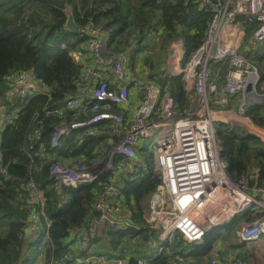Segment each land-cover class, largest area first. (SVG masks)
<instances>
[{"label":"trees","instance_id":"trees-1","mask_svg":"<svg viewBox=\"0 0 264 264\" xmlns=\"http://www.w3.org/2000/svg\"><path fill=\"white\" fill-rule=\"evenodd\" d=\"M65 7L71 10L79 29L76 34L64 27ZM211 14L212 8L201 6L197 0H0V108L5 118L0 128V151L1 164L7 170L5 176H0V264H82L77 263L78 258L91 248L107 258L128 254L143 257L147 253L143 246L149 250L155 246L152 258L144 256L145 264H210L218 240L224 238L231 243L236 224L251 219L249 211L227 227L209 232L200 243L188 244L176 236L167 252H157L142 203L160 179L145 154L147 168L118 185L119 201L115 204L126 224L107 228L83 250L76 235L96 217L95 203L111 176L103 174L90 184L63 193L49 176L54 162L96 159L104 152V137L110 133L109 122L103 121L61 139L55 149L50 146L54 126L89 116L75 117L64 108L82 75V65L76 63L73 53L84 52L90 39L88 30L106 37V51L121 57L126 68L132 69L137 60L142 63L150 71L148 82L159 87L162 94L172 96L183 112L188 105L184 83L180 75L159 72L163 67L162 51L168 42L179 40L183 48L180 64L184 66L202 44ZM244 28L250 38L253 27ZM253 59L260 69V90L264 88V49ZM18 73L33 74L43 91L7 99L10 84L5 78ZM15 108L17 114L9 116ZM59 108L64 112L62 117L53 114ZM246 116L264 129V104H253ZM33 129L38 132L32 137ZM215 139L228 177L233 182L244 178L250 190L264 189V146L237 124H217ZM29 186L42 192V210L32 202ZM35 220H41V225L35 226L28 238V228Z\"/></svg>","mask_w":264,"mask_h":264},{"label":"built area","instance_id":"built-area-1","mask_svg":"<svg viewBox=\"0 0 264 264\" xmlns=\"http://www.w3.org/2000/svg\"><path fill=\"white\" fill-rule=\"evenodd\" d=\"M202 6L212 8L204 40L178 73L188 100L183 112L172 96L162 94L159 87L149 82L139 86L140 101L130 121L122 113L112 111L113 107H126L129 103L126 73L122 60L106 51V37L88 30L90 39L86 45L95 66L82 65L77 90L66 100L64 108L75 117L87 113L89 116L54 126L50 146L55 149L61 139L103 121L109 122L114 142L96 159L76 163L57 161L49 170L55 186L66 190L90 184L103 174L111 176L95 203L96 217L76 235L82 246H87L107 228L126 224L115 204L119 201L115 178L124 181L128 178L127 172L131 176L142 173L145 168L135 166L125 171L123 164L129 165L126 162L135 160L139 148L149 146L153 173L160 181L148 196L149 207L144 217L158 253L167 252V246L176 236L188 244L200 243L209 232L227 226L246 211L252 217L242 221L237 229L239 241L258 244L264 237V189L250 190L244 178L233 182L228 177L227 165L219 158L215 139L217 124L236 123L264 146V129L254 124L246 116L248 109L245 110L248 100L264 98V88L258 90L260 74L256 65L240 54L246 38L245 25L253 26L255 41H264V0H214V4L202 0ZM240 15L242 21L238 20ZM106 68L112 73L111 85L102 74ZM5 81L24 98L35 94L34 85L38 83L31 73L8 74ZM222 93L228 98L241 97L236 113L230 110L232 105L228 109L221 107ZM53 114L62 117L64 112L59 108ZM37 132L33 129L32 137ZM118 158L120 162H116ZM1 163L0 151V176H5L7 170ZM28 193L42 210V192L29 186ZM60 200L66 202L64 196ZM42 239L47 240L44 231ZM85 252L78 258L79 263L129 264L128 256L111 259ZM175 259L182 262L177 256ZM135 260L134 264H145L144 259ZM227 264L245 263L237 256Z\"/></svg>","mask_w":264,"mask_h":264},{"label":"crops","instance_id":"crops-1","mask_svg":"<svg viewBox=\"0 0 264 264\" xmlns=\"http://www.w3.org/2000/svg\"><path fill=\"white\" fill-rule=\"evenodd\" d=\"M197 1H199L200 5L202 6V0H197ZM249 27H253V26H249ZM240 48H241L240 54L243 55L248 61L255 64L260 74L259 66L253 62L255 61L253 58L255 55H259L260 53L263 52L264 41L257 42L252 38V36L250 38L246 37ZM88 51L89 50L86 45V47H84V52L83 53H77V52L73 53V58L75 59V61L79 62L81 65L88 64L90 66H95V64L91 62L90 60ZM162 52H163V63H162L163 67L160 68L159 72H162L163 74H166V75L178 76L179 70L182 67L180 64L182 57H183L182 43L179 40H172L164 46ZM137 61L133 62L132 69L126 68V66L124 65V62H122L125 67L124 69L126 71V83L125 84L127 85L129 92H130L129 103L126 107H113L114 112L122 113L126 121H130L133 118L136 107L139 104L140 84L148 83L149 76H150V71H148V69L142 63L137 62ZM102 74L111 85L113 83V77H112L111 71L108 68H106L102 70ZM34 89H35V94L43 91V88L39 86L38 83L34 85ZM13 95H17V92L15 89L11 88L10 86V89H8L7 94H6V98L11 99ZM240 99L241 97L239 95L228 98L224 93H222L219 97V100L221 101V107L228 109V107L232 105L230 110L233 113L237 112ZM252 105H253V102L251 100H248L246 104V107H248L247 109H249ZM17 112H18V109L15 108L11 111L9 116H15ZM4 120H5L4 110L0 108V128L4 124ZM113 142H114V139L111 133L108 132L106 136L104 137V143L102 144L103 150L105 151L109 149ZM141 150L143 153L140 154V152L138 151H141ZM137 152H138V155L135 158V160H133V163L131 165L123 164L126 168L125 171L128 169H132L135 166L138 167L139 169L147 168V162L144 156L140 157V155H143V154L147 155L148 151L146 150V148H139ZM120 161L121 160L117 162H120ZM129 166H131L132 168L131 167L129 168ZM128 176H131V173L127 172L126 177ZM115 179L117 181V185L120 186V184H123V181H121L119 178H115ZM238 223L240 226L242 221ZM38 225L39 226L41 225V220L38 222L35 220L32 227L28 228V231H27V233L29 234L28 238L32 237V234ZM237 229L238 228L234 229V232L237 231ZM101 234H103V232H100L98 234V237ZM225 237L229 239L227 234L225 235ZM80 247L83 248L85 246H82L80 244ZM143 249L144 251L147 252L145 255H150L151 258L154 256L155 246H153L151 250H149L147 246H143ZM144 256L142 257L136 254L134 255L128 254V258L133 257L135 259L136 258L144 259ZM237 256L240 257L245 264H264V237L261 239L260 243L258 244H246V243H242L239 241V239L236 236V232H235V237L231 240V243L223 242V238L218 240V243L215 245L212 251L211 260L214 262V264H227L228 261L232 257H237ZM77 263L79 262L77 261Z\"/></svg>","mask_w":264,"mask_h":264},{"label":"water","instance_id":"water-1","mask_svg":"<svg viewBox=\"0 0 264 264\" xmlns=\"http://www.w3.org/2000/svg\"><path fill=\"white\" fill-rule=\"evenodd\" d=\"M209 1L214 4V0H209ZM64 13H65V16H66V22H65V26H64L65 29L67 31H69L70 33H75V34L78 33L79 29H78L77 25L74 22L71 10L68 7H65ZM238 20L242 21L243 20V16L242 15L238 16ZM122 62H124V60H122ZM252 102H253V104H263L264 103V98L263 99L253 100ZM65 191H66V189L62 188V192H65ZM135 261L136 260L134 258H132V257L129 258V264H134Z\"/></svg>","mask_w":264,"mask_h":264},{"label":"rangeland","instance_id":"rangeland-1","mask_svg":"<svg viewBox=\"0 0 264 264\" xmlns=\"http://www.w3.org/2000/svg\"><path fill=\"white\" fill-rule=\"evenodd\" d=\"M264 104V103H263ZM235 108H236V106H235ZM248 107H245V110L247 109ZM233 124H236V123H233ZM238 125V124H237ZM240 126V125H239ZM241 127V126H240ZM246 133V132H245ZM147 151H148V153H147V155H148V157H147V162H148V165H150V167H153V156H152V152H151V148H150V146L146 149ZM138 152H140V154L141 153H143L142 152V150L141 151H138ZM142 156H144V154L143 155H140V157H142ZM131 166H129V168H130ZM148 207H149V205H148V198L142 203V210H143V213H145V215L147 214V210H148ZM236 228H239V223L237 224V227ZM235 232H237V231H235ZM235 232H234V235H235ZM32 241H35V240H32ZM179 241V240H178ZM223 242H228V241H226L224 238H223ZM182 247H185V245L184 244H180ZM87 252L88 253H91V252H93V253H97L96 251H95V249L94 248H91V249H88L87 250ZM85 255V254H84ZM84 255H81V256H84ZM35 257H36V254H35ZM111 259H115V257H111Z\"/></svg>","mask_w":264,"mask_h":264},{"label":"flooded vegetation","instance_id":"flooded-vegetation-1","mask_svg":"<svg viewBox=\"0 0 264 264\" xmlns=\"http://www.w3.org/2000/svg\"><path fill=\"white\" fill-rule=\"evenodd\" d=\"M97 213V212H96Z\"/></svg>","mask_w":264,"mask_h":264}]
</instances>
